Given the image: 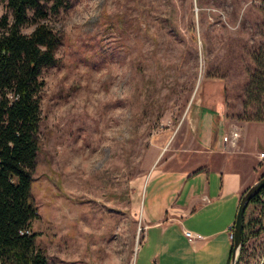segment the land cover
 <instances>
[{
    "label": "rangeland",
    "instance_id": "1",
    "mask_svg": "<svg viewBox=\"0 0 264 264\" xmlns=\"http://www.w3.org/2000/svg\"><path fill=\"white\" fill-rule=\"evenodd\" d=\"M69 1L45 19L62 41L41 74L32 231L48 264H145L134 255L141 195L175 164V148L194 146V113L220 81L227 117L240 121L250 52L264 43L263 1ZM248 221L256 234L238 264H264V200L248 206Z\"/></svg>",
    "mask_w": 264,
    "mask_h": 264
},
{
    "label": "crops",
    "instance_id": "2",
    "mask_svg": "<svg viewBox=\"0 0 264 264\" xmlns=\"http://www.w3.org/2000/svg\"><path fill=\"white\" fill-rule=\"evenodd\" d=\"M218 84L220 95L194 113V146L175 148V164L152 174L141 195L145 235L134 255L143 252L145 264L146 256L157 264H229L241 198L264 170V122L229 120ZM234 131L235 144L225 143ZM184 230L202 238L189 241Z\"/></svg>",
    "mask_w": 264,
    "mask_h": 264
},
{
    "label": "trees",
    "instance_id": "3",
    "mask_svg": "<svg viewBox=\"0 0 264 264\" xmlns=\"http://www.w3.org/2000/svg\"><path fill=\"white\" fill-rule=\"evenodd\" d=\"M4 1L10 13L0 15V264H48L37 244L40 233L32 231L39 213L31 190L40 150L45 87L41 74L57 63L62 37L45 19L68 8L70 1ZM27 25L33 26L29 33L23 31ZM191 33L195 40L193 27ZM250 58L253 65L247 70L237 119L264 122V43L250 52ZM263 193L264 187L250 204L261 203ZM255 234L251 222H244L240 258Z\"/></svg>",
    "mask_w": 264,
    "mask_h": 264
},
{
    "label": "water",
    "instance_id": "4",
    "mask_svg": "<svg viewBox=\"0 0 264 264\" xmlns=\"http://www.w3.org/2000/svg\"><path fill=\"white\" fill-rule=\"evenodd\" d=\"M264 187V173L256 180L243 194L233 227V244H232V254L229 264H238L241 255L242 248V235L243 226L245 222V212L250 204L251 200L256 196L261 189Z\"/></svg>",
    "mask_w": 264,
    "mask_h": 264
},
{
    "label": "built area",
    "instance_id": "5",
    "mask_svg": "<svg viewBox=\"0 0 264 264\" xmlns=\"http://www.w3.org/2000/svg\"><path fill=\"white\" fill-rule=\"evenodd\" d=\"M263 6H264V2H263ZM237 138H238V133L237 131H234L230 134V136H224L223 141L225 143L231 142V144L234 145ZM259 156L260 158H264V151H262ZM261 198L262 200H264V193L261 195ZM184 234L188 238L189 241H194L195 239L202 238L201 235L195 234L190 230H184ZM231 239L232 240L234 239L233 227L231 228Z\"/></svg>",
    "mask_w": 264,
    "mask_h": 264
}]
</instances>
